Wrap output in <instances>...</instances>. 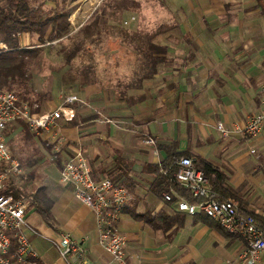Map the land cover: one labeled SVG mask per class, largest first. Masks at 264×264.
<instances>
[{"label": "crops", "instance_id": "obj_1", "mask_svg": "<svg viewBox=\"0 0 264 264\" xmlns=\"http://www.w3.org/2000/svg\"><path fill=\"white\" fill-rule=\"evenodd\" d=\"M51 1L46 5L55 6ZM66 1L73 30L74 22L80 17L86 22L100 5L99 0ZM256 5L255 0H181L169 23L174 29L156 40L167 49L163 68L130 93L132 104L109 98L105 90L83 107L76 103L74 122L61 125L60 152L53 151L49 136L32 132L42 138L57 171L41 185L52 202L54 225L40 219L33 206L26 214L25 232L40 255L39 264H83L75 258L68 263L50 242L63 233L86 240L90 256L84 264H111L99 245L96 215L76 199L73 185L60 181L65 164L79 152L95 180L124 182L132 195L118 225L127 239L123 264H214L222 252L230 257L228 264L239 262L244 242L157 196L151 165L167 157L159 145L177 143L180 152L223 172L231 200L242 212L258 215L264 229V131L256 141L237 133L261 108L264 16ZM219 123L231 132L229 137ZM147 139L157 141L158 155Z\"/></svg>", "mask_w": 264, "mask_h": 264}, {"label": "trees", "instance_id": "obj_2", "mask_svg": "<svg viewBox=\"0 0 264 264\" xmlns=\"http://www.w3.org/2000/svg\"><path fill=\"white\" fill-rule=\"evenodd\" d=\"M55 1V6L49 7L46 0H0V89L14 92L21 101L29 104L33 113H42L48 104L55 100L54 75L72 65L76 58H82L84 53H93L104 44L109 47H106L109 53L115 54L114 59L118 60L115 74L119 78L114 85L111 80L109 82L112 84L100 81L95 63L79 70L77 73L79 79L73 76L72 69L66 70L65 75L69 77L64 83L65 85L70 83V88L74 89L78 86L97 85L99 91L105 90L118 99L132 104L130 93L143 88L144 82L153 79L163 68L167 49L156 44V40L174 29V26L166 23L144 34L119 31L121 33L117 35L115 30H121L116 28L120 19L128 13L137 12L140 9V1L103 0L87 22L73 31L67 1ZM255 1L256 8L264 16V0ZM60 40H64L65 43L68 41L70 46L66 47V53L61 59L63 66L55 69L53 56L57 55L52 44ZM106 50L104 48L107 54ZM48 72L50 74H47ZM37 77L42 78L39 90L36 87ZM19 124L28 134L35 137L26 123L19 121ZM158 148L165 151L167 157L162 163L151 165L156 175L153 192L157 196H164L174 189L188 201L199 202L174 179L176 163L183 157L193 159L192 154L180 152L175 142L159 145ZM20 160L23 164L28 163L22 157ZM193 160L196 168L207 176L212 198L231 200L233 197L226 185V175L204 159ZM163 170H167L168 173L163 174ZM114 182L124 186V182ZM0 194L12 196L15 200L31 199L33 208L44 222L50 226L54 225L52 202L46 195L45 187L36 184L35 173L24 174L18 180L7 181ZM174 199L175 202L177 198ZM243 213L251 214L257 221L259 220L258 215L254 213L246 211ZM145 219L153 222L154 218L147 216ZM198 219L233 237L207 216L202 215Z\"/></svg>", "mask_w": 264, "mask_h": 264}, {"label": "built area", "instance_id": "obj_3", "mask_svg": "<svg viewBox=\"0 0 264 264\" xmlns=\"http://www.w3.org/2000/svg\"><path fill=\"white\" fill-rule=\"evenodd\" d=\"M102 1L99 0V3ZM261 93L260 110L250 115L237 132L254 141L264 131V85ZM77 102L76 97H69L64 107L36 114L14 92L0 89V192L7 181L18 180L24 175V169L20 161L14 158L9 145V127L22 121L31 132L49 136L53 151L60 152L61 125L63 121L74 122V105ZM217 127L225 137L231 135L222 123ZM145 144L153 148L154 154H159L156 140L147 139ZM162 172L165 175L168 173L167 170ZM174 179L199 202L188 201L174 189L164 194L165 201L176 203L178 210L189 216L205 215L231 235L241 238L244 245L238 256L239 264H264V229L255 216L244 214L234 200L212 198L209 180L202 170L196 168L192 158L183 157L176 163ZM60 181L73 185L76 199L96 215L99 245L110 257L111 264H123L127 239L119 231L118 225L125 208L132 201L129 190L111 179L95 180L89 162L81 152L65 164ZM32 205L31 199L15 200L12 196L0 194V264H39L40 255L25 232L26 214ZM50 242L68 263L73 258L83 264L89 260L90 251L85 239L63 233L59 240Z\"/></svg>", "mask_w": 264, "mask_h": 264}, {"label": "rangeland", "instance_id": "obj_4", "mask_svg": "<svg viewBox=\"0 0 264 264\" xmlns=\"http://www.w3.org/2000/svg\"><path fill=\"white\" fill-rule=\"evenodd\" d=\"M140 1V9L137 12L128 13L122 19H120L119 24L116 28L121 30H115L116 34H120L119 31H124L125 33H148L152 30H156L159 28L161 24L170 23L174 16H177L179 13V3L181 0H138ZM49 2H53L49 0ZM51 4V3H50ZM177 8V9H176ZM87 13V12H84ZM78 20V24L74 22L76 28H80L86 22L81 19ZM76 31V30H73ZM70 44L67 41L61 40L58 42H54L52 44L53 50L55 51L57 56H53V62L56 67L61 68L63 66L62 57L66 53V47H69ZM108 46L101 45L99 50L93 51V53H84L83 57L76 58L72 65L65 67L62 71L57 72L54 78V89H55V100L56 104L49 106L47 108V112L49 110H57V107L63 103H66L67 98L76 97L81 107L84 103H88L90 97H94L98 94L99 88L97 85L70 88L69 85H65V80L69 77L66 76V70L72 69V74L76 79L78 77V71L81 70L84 66H88L89 64H96L98 78L102 83H110L109 80L113 83V85L117 82L119 78L118 75L115 74L116 67L118 65V60L114 59V55L109 53ZM104 48L107 49V54L104 52ZM119 53V52H118ZM121 63V62H119ZM47 74H50L48 72ZM98 78L96 79L98 81ZM77 83H79L77 81ZM110 83V84H112ZM42 86V78H36V87L37 89H41ZM107 95L110 97L113 96L112 93L108 92ZM52 103V102H51ZM50 103V104H51ZM61 108V107H60ZM59 109V108H58ZM84 108H81V110ZM44 112L36 113L43 114ZM106 120V119H104ZM9 145L12 149L13 156L15 159L20 161L21 157L27 161L28 163L23 164L22 167L24 169V174L35 173L36 176V184L41 186L47 176H53L57 171L54 169V162L52 161L53 156L50 151L47 149L45 144L40 137H33L31 134L26 132V129L22 127L21 124L18 126L13 125L9 127ZM40 219L42 217L37 214ZM40 236H44V234L39 231ZM227 232V231H226ZM228 233V232H227ZM230 234V233H228ZM231 235V234H230ZM234 238L243 241L238 236L231 235ZM228 255L224 252L214 261V264H228ZM238 260V258H237ZM237 262V261H236ZM239 263V262H238ZM236 263V264H238Z\"/></svg>", "mask_w": 264, "mask_h": 264}]
</instances>
